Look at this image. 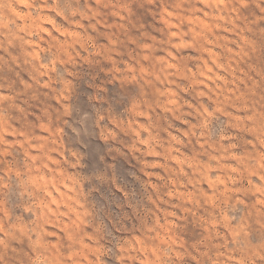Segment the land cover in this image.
<instances>
[{
    "label": "rangeland",
    "instance_id": "obj_1",
    "mask_svg": "<svg viewBox=\"0 0 264 264\" xmlns=\"http://www.w3.org/2000/svg\"><path fill=\"white\" fill-rule=\"evenodd\" d=\"M262 9L264 0H0V242L26 250L24 239L55 264H108L96 233L121 247L135 240L148 259L160 246L175 264H195L201 250L213 264H253L264 203L254 180L237 179L240 166L252 171L251 141L232 137L264 129ZM109 69L155 82L156 111L132 104L128 115L139 90Z\"/></svg>",
    "mask_w": 264,
    "mask_h": 264
},
{
    "label": "clouds",
    "instance_id": "obj_2",
    "mask_svg": "<svg viewBox=\"0 0 264 264\" xmlns=\"http://www.w3.org/2000/svg\"><path fill=\"white\" fill-rule=\"evenodd\" d=\"M5 7H9V5H5ZM264 11V9H262ZM102 70V69H101ZM75 72L74 68L72 69ZM113 78L117 75L121 80V87L128 89H138L140 95L137 98H134L128 103L127 113L132 116V113L129 111L130 106L132 104H136L139 106L140 110L155 112L156 108L159 107L157 104L158 97L155 94V87L158 85L155 82L145 83V77L139 76L138 79L132 81V75L138 74H129L125 70L117 73L114 69H109ZM127 77V78H126ZM155 97V98H154ZM207 103V101H205ZM197 107H199L197 105ZM209 108H212V104H208ZM215 111V109H213ZM88 113L85 112L84 115ZM193 114V113H190ZM200 117L202 121L208 120V114L203 109H200ZM74 114L72 117H69V120H73ZM138 117L133 116V119H137ZM204 128L203 123L200 124L199 130L202 131ZM234 130L229 126L225 128V135L232 133ZM243 133L245 139L247 141H251L250 144H247L249 152L252 154L251 159L247 161V164L251 167L252 171L249 172L247 168L241 167V174L237 175V179L243 182L244 186H247L248 181H255L256 185L261 189L260 198L261 203H264V129H262L259 133L253 135L248 132H241L239 130L235 131V135L232 137V141L236 142L239 139V134ZM193 135L195 133H192ZM258 161V162H257ZM237 187H240L241 184H237ZM255 187V186H253ZM107 222V226L109 231L113 233V236H116L120 233V227L114 223L112 219L105 218ZM135 222L134 217H129V223ZM126 226V225H125ZM148 233V230L139 232L140 235H145ZM94 235L98 236V241L106 244L112 252V260L108 261V264H117V260L119 264H175V262L164 256V252L161 250L160 246H157V252H148V256L151 259L145 257V254L141 252L139 248H137L136 241H132V247H128L127 245L121 247L119 244L111 245L108 241L104 240V236L94 233ZM27 241V240H26ZM150 243H154L155 241H149ZM18 243L26 248V250L19 249L14 246L3 245L0 242V264H55V261H49V253L42 251L41 249H33L28 241L25 245V240L21 239ZM87 251V250H85ZM167 252L171 254V248L167 249ZM261 254L257 256L256 253H252L254 257L253 264H264V249L260 250ZM203 250L201 252H193V256L195 257V264H213V257L211 255L202 256ZM39 254V259H38ZM157 255L159 258H157ZM64 264H70L68 260L64 261ZM92 264H97V258L95 255L92 256ZM184 264H193L192 260H187ZM218 264V261L216 262Z\"/></svg>",
    "mask_w": 264,
    "mask_h": 264
}]
</instances>
